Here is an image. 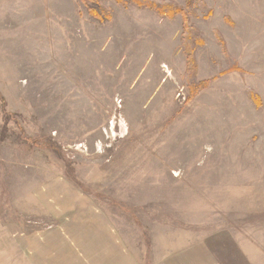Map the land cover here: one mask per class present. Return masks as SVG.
Returning a JSON list of instances; mask_svg holds the SVG:
<instances>
[{
  "label": "rangeland",
  "instance_id": "374dc122",
  "mask_svg": "<svg viewBox=\"0 0 264 264\" xmlns=\"http://www.w3.org/2000/svg\"><path fill=\"white\" fill-rule=\"evenodd\" d=\"M86 202L129 264H264V0H0V264H93Z\"/></svg>",
  "mask_w": 264,
  "mask_h": 264
},
{
  "label": "crops",
  "instance_id": "0c3cea01",
  "mask_svg": "<svg viewBox=\"0 0 264 264\" xmlns=\"http://www.w3.org/2000/svg\"><path fill=\"white\" fill-rule=\"evenodd\" d=\"M43 191L45 192V188L42 191H39V193ZM66 192L67 191L64 190V194ZM86 203H87V206L82 208V210L79 207L67 206L63 213L66 215L67 213L74 214L75 211L80 210L81 219H84L85 217L90 216L89 221H88L89 225L85 224V227H84V225L81 226L80 224L78 228L83 232L82 234L90 237L89 241L95 242V243L92 242L90 243V245H88L92 249V251L103 253V254L96 255L94 258L92 257L93 264H124V263L129 264V259L126 256L127 255L125 251L126 249H124L123 245L120 244L121 243L119 242L120 240L115 241L114 239L115 235L113 236V232H114L113 226L111 227L109 225V222L107 221L108 219L102 214L101 211L95 209V206H93L89 202H86ZM70 217L72 216H69V218ZM104 219L106 222L104 221ZM65 221L66 223H68L66 219ZM61 229H62L61 227H57L53 231H50V233H46L45 236L54 237L53 241L56 243V245H58L59 240H61L63 237V235H60V234H64L63 232H60V231H63V229L62 230ZM95 244L97 248L93 246ZM56 251L61 252V248L56 249ZM69 251L73 255H75V253L73 252V249ZM79 251H81V248H79ZM43 253H44V256H47V252L45 250L43 251ZM60 257H61V254L56 255V258L59 259ZM52 261L55 262L53 264L61 263V262H58V260L56 259H52Z\"/></svg>",
  "mask_w": 264,
  "mask_h": 264
},
{
  "label": "trees",
  "instance_id": "16d2710c",
  "mask_svg": "<svg viewBox=\"0 0 264 264\" xmlns=\"http://www.w3.org/2000/svg\"><path fill=\"white\" fill-rule=\"evenodd\" d=\"M138 3H139L140 5L142 4L141 1H138ZM153 5L155 6V8H156V10H157V13H158V12H159L160 14L163 13V10H162V9H160V8H159L157 5H155V4H153ZM89 11H90V15H92V16L98 18L100 21H104V20H106V19H109V16L106 15V11H105L104 9L100 8V7H98V8H96V7H91V8L89 9ZM179 11H181V10L178 8V9H176V10L174 11V13L179 12ZM174 13H171V12H170V15L172 16V15H174ZM206 85H207V83H201V86H199V87H200V88H201V87H205ZM194 93H195L194 90H192V94H194Z\"/></svg>",
  "mask_w": 264,
  "mask_h": 264
}]
</instances>
